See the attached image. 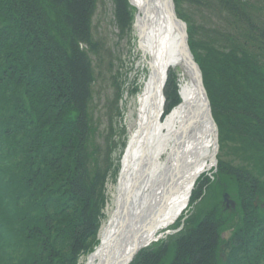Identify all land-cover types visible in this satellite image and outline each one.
<instances>
[{"label":"trees","instance_id":"1","mask_svg":"<svg viewBox=\"0 0 264 264\" xmlns=\"http://www.w3.org/2000/svg\"><path fill=\"white\" fill-rule=\"evenodd\" d=\"M96 1L0 0V264H77L98 243L106 183L116 180L125 138L114 143L111 113L101 130L89 106ZM173 1L226 156L213 180L197 182L183 231L131 264H264V0ZM183 3L228 26L205 35ZM113 6L117 29L131 31L133 8L127 0ZM177 92L170 74L166 112ZM224 192L236 203L230 214L217 202ZM228 230L232 249L223 263Z\"/></svg>","mask_w":264,"mask_h":264},{"label":"bare ground","instance_id":"2","mask_svg":"<svg viewBox=\"0 0 264 264\" xmlns=\"http://www.w3.org/2000/svg\"><path fill=\"white\" fill-rule=\"evenodd\" d=\"M132 3L138 14L134 28L145 73L137 96V128L124 157L116 209L99 247L84 264L134 260L157 234L173 225L187 205L193 182L212 164L213 137L206 134L209 125L200 115L194 79L189 80L191 75L179 61L178 40L154 3ZM171 70L180 73V102L164 118L161 91ZM124 208V224L115 235Z\"/></svg>","mask_w":264,"mask_h":264},{"label":"rangeland","instance_id":"3","mask_svg":"<svg viewBox=\"0 0 264 264\" xmlns=\"http://www.w3.org/2000/svg\"><path fill=\"white\" fill-rule=\"evenodd\" d=\"M96 3L91 28L92 41L97 45L98 49L94 52H89L95 75V84L91 90L92 98L89 106L92 109L93 122L96 125H101V130H104L108 126L106 111L111 113L115 129L113 142L119 145L123 138H129L131 133L136 129V96L129 95L127 89L131 90L134 87V82L137 83L138 80L139 85L141 83L140 55L137 48H134L133 45V29L132 31L123 33L119 31V28L117 29L114 23L113 0H97ZM181 10L191 15L197 24L204 25L202 27L207 30L205 35L210 34L209 30L213 26L220 28L228 26L224 19L218 17L208 19L204 13L193 9L188 4L183 3ZM202 34L204 33L199 32L197 38L206 40ZM120 95L123 96L118 102L117 100ZM118 113L121 114V117H115ZM122 127L125 130L124 136L120 134ZM96 137L98 143L101 145V135L97 133ZM219 153L223 157L226 156L221 146L219 147ZM227 159L233 160V156L228 155ZM107 195L109 201L106 204L104 212L106 219L101 229L105 226L115 207V184H108ZM217 200L220 205L221 198L219 197ZM191 211H193V207ZM230 213L232 212L226 214ZM85 258L83 257L80 260V264L85 262Z\"/></svg>","mask_w":264,"mask_h":264},{"label":"water","instance_id":"4","mask_svg":"<svg viewBox=\"0 0 264 264\" xmlns=\"http://www.w3.org/2000/svg\"><path fill=\"white\" fill-rule=\"evenodd\" d=\"M145 1L148 4L149 3H154L155 5H157V3L159 4L158 7L161 10L163 18H166L168 20V23L171 26L175 34V39L178 40V43H177L178 53H179L178 57L180 59L181 64L186 67V69L188 70V73L191 75L192 82L194 79V84L196 87V98L199 102L200 113L205 114L204 120H206L207 123L210 124V134L213 137V143H214L212 154H211V159L213 160V163H215V155L217 151L216 127H215L214 121L211 116L210 105H209L206 92L203 87L201 75L199 73L197 65L193 61L192 55L188 48L186 26L182 21H180L176 17L172 0H145ZM130 4L134 5L132 4L131 0H130ZM136 22H138V16L136 17ZM161 94H162V91H161ZM201 100L204 106L201 104ZM120 177H119L118 185H120ZM223 199H224V202L227 208L229 207L232 209L235 208V204L228 199V195H224ZM124 212H125V208H124ZM124 212L122 213V215H120L117 228L115 229V235H118L117 233L120 231V228L123 225ZM227 247L228 245L225 246V248ZM136 249H138V247ZM128 262H129L128 260L125 261L124 259H122L120 261V264H127Z\"/></svg>","mask_w":264,"mask_h":264}]
</instances>
